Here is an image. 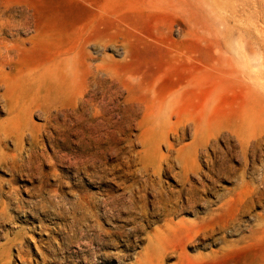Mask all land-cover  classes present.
<instances>
[{
	"label": "rangeland",
	"instance_id": "obj_1",
	"mask_svg": "<svg viewBox=\"0 0 264 264\" xmlns=\"http://www.w3.org/2000/svg\"><path fill=\"white\" fill-rule=\"evenodd\" d=\"M0 45V264H264V0H0Z\"/></svg>",
	"mask_w": 264,
	"mask_h": 264
},
{
	"label": "bare ground",
	"instance_id": "obj_2",
	"mask_svg": "<svg viewBox=\"0 0 264 264\" xmlns=\"http://www.w3.org/2000/svg\"><path fill=\"white\" fill-rule=\"evenodd\" d=\"M25 26H26V23L25 22L18 21V22H12V23H10L8 25V28L9 29L15 28L16 30H18L19 28H23ZM2 48H3V50H2ZM9 48H10L9 46H2V45H0V57H3L4 56V53L7 52V51H9ZM11 49H12V47H11ZM66 59H67V62L69 63V64H67L68 65V68L66 67L67 68V73L70 74L69 76H67L66 79L67 80H71L72 79V76H73V74H72V72H73L72 59L73 58L72 57H67ZM6 63H8V65H9L10 64V61H6L4 63H0V79H3L4 86H5V91L3 93H1V97L5 101V104L7 105L8 111L15 118L14 115L17 116V114H18V111L17 110L19 109V111H21V107L16 102H14V99L12 98V88L10 86V81L8 79H6V76H4V74H3V67H4V65ZM172 111H173L172 99H169V100L165 101V103L164 102H159L158 104L157 103H154L153 106H152V108L151 107L150 108L147 107V109H146V112H148V114L150 116H152L153 114L154 115H157V116H160V115H162L165 112L170 114V113H172ZM13 120L14 119H12L11 121H13ZM15 120L18 121V119H15ZM5 127L6 126H4L3 124H1V126H0V130L4 133L3 138H6V137H9L10 136V134H9V131L10 130L7 129V128H5ZM17 131H19L21 133H24L25 131H30V129L25 124H23L21 126V128L17 129ZM246 131H249V129L247 128V126L243 127V132H246ZM161 202L164 203L163 200H161ZM165 212H166V214H168L170 212L167 207H165Z\"/></svg>",
	"mask_w": 264,
	"mask_h": 264
}]
</instances>
